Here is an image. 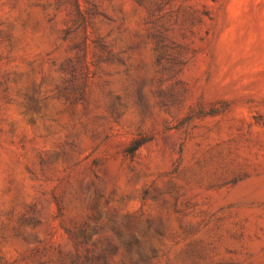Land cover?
<instances>
[{"label": "rangeland", "instance_id": "rangeland-1", "mask_svg": "<svg viewBox=\"0 0 264 264\" xmlns=\"http://www.w3.org/2000/svg\"><path fill=\"white\" fill-rule=\"evenodd\" d=\"M0 264H264V0H0Z\"/></svg>", "mask_w": 264, "mask_h": 264}, {"label": "trees", "instance_id": "trees-1", "mask_svg": "<svg viewBox=\"0 0 264 264\" xmlns=\"http://www.w3.org/2000/svg\"><path fill=\"white\" fill-rule=\"evenodd\" d=\"M77 18L81 21H85V15L83 14V12H81L79 6H78V11H77ZM143 144V141L141 140H135L133 142V146L131 148V151L136 150L137 148H139L141 145Z\"/></svg>", "mask_w": 264, "mask_h": 264}]
</instances>
